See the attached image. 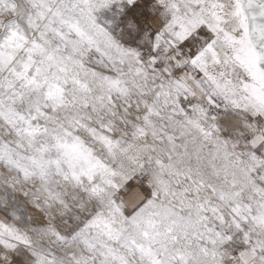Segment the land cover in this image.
Returning <instances> with one entry per match:
<instances>
[{
	"label": "snow or ice",
	"instance_id": "obj_1",
	"mask_svg": "<svg viewBox=\"0 0 264 264\" xmlns=\"http://www.w3.org/2000/svg\"><path fill=\"white\" fill-rule=\"evenodd\" d=\"M0 264H264V0H0Z\"/></svg>",
	"mask_w": 264,
	"mask_h": 264
}]
</instances>
